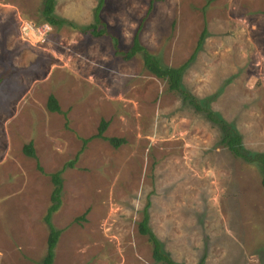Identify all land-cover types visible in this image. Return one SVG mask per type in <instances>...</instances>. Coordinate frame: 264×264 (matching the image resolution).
<instances>
[{
  "label": "rangeland",
  "instance_id": "1",
  "mask_svg": "<svg viewBox=\"0 0 264 264\" xmlns=\"http://www.w3.org/2000/svg\"><path fill=\"white\" fill-rule=\"evenodd\" d=\"M98 1L56 0L55 14L87 26ZM150 1L140 44L176 67L204 27L181 87L233 126L246 150L264 152V0H104L99 16L120 48ZM41 9L42 0H0V264L43 258L55 172L52 264H157L137 229L144 211L174 262L264 264L258 164L223 147L218 127L146 71L140 55L114 53L111 36L50 26L44 42L30 43L19 25L43 23ZM50 95L59 113L47 109ZM100 121L116 146L90 138ZM28 142L36 159L22 152Z\"/></svg>",
  "mask_w": 264,
  "mask_h": 264
},
{
  "label": "trees",
  "instance_id": "2",
  "mask_svg": "<svg viewBox=\"0 0 264 264\" xmlns=\"http://www.w3.org/2000/svg\"><path fill=\"white\" fill-rule=\"evenodd\" d=\"M104 0H99L93 14V22L87 26L77 27L78 25H73L70 21L65 18H60L55 14V4L56 0H42V9L40 12L41 20L40 22L48 23L51 27L59 28L63 25H69L76 30L84 34H89L92 37H98L102 35H110L106 29V24L101 20L99 16L100 8ZM152 2H149V5L146 9L145 14L139 19L138 25L133 31L131 42L128 48L122 49L117 43L116 36H111L114 40V53L119 54L123 60H129L136 55H140L142 60V65L146 71L155 76L158 79H161L166 82L169 90L175 92L180 99L193 108L196 112H203L205 117L210 120L214 125H216L220 131L219 143L225 147L235 158H240L246 162L257 163L259 170L261 171V185L264 187V152H255L251 153L246 150L242 145V137L240 133L230 124L225 122L219 115L213 113L206 101H199L194 95L184 90L181 87V76L185 67L190 61L194 58L195 52L199 49L202 44L203 37L205 34V28L201 30L199 37L196 41V46L194 51L190 55L187 61L176 67H169L163 65L160 60L151 54L143 45L139 42V33L142 29L143 22L148 16L151 10ZM101 26V27H99ZM46 107L50 112H60L59 106L57 104L54 96L50 95L46 102ZM107 126L106 121H100L97 133L90 138L100 137L107 140L112 145L116 146L120 140H115L114 138H107L102 135L103 131ZM90 138L83 139V144L86 143ZM22 152L25 156L36 159L34 153L32 142L24 144L22 147ZM77 157V155H76ZM76 159V158H75ZM68 165L71 166L72 162H68ZM37 169L42 172V169L37 165ZM52 188L49 195V204L45 210L43 216V221L46 225L49 226V233L46 239V250L43 258L36 264H52L53 262V251L56 246L60 231L56 230L51 225V216L59 208L61 203V191H62V179L60 177V172H55L50 175ZM143 218L138 222L137 229L139 234L147 237V241L151 245V257L154 263L157 264H180L174 262L169 256L164 253L162 249L161 242L157 237L152 233L148 226V215L143 213ZM201 263V262H200Z\"/></svg>",
  "mask_w": 264,
  "mask_h": 264
},
{
  "label": "built area",
  "instance_id": "3",
  "mask_svg": "<svg viewBox=\"0 0 264 264\" xmlns=\"http://www.w3.org/2000/svg\"><path fill=\"white\" fill-rule=\"evenodd\" d=\"M51 27L48 23L34 24L33 22L21 21L19 25L20 35L30 43H41L47 39Z\"/></svg>",
  "mask_w": 264,
  "mask_h": 264
}]
</instances>
